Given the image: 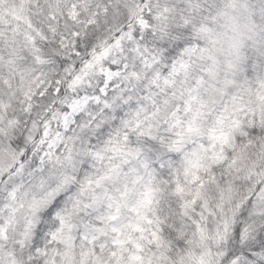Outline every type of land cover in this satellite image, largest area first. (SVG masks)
Returning <instances> with one entry per match:
<instances>
[{
  "label": "snow or ice",
  "instance_id": "1",
  "mask_svg": "<svg viewBox=\"0 0 264 264\" xmlns=\"http://www.w3.org/2000/svg\"><path fill=\"white\" fill-rule=\"evenodd\" d=\"M0 264H264V0H0Z\"/></svg>",
  "mask_w": 264,
  "mask_h": 264
}]
</instances>
